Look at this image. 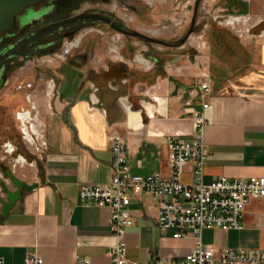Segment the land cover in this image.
Instances as JSON below:
<instances>
[{"label": "crops", "instance_id": "obj_1", "mask_svg": "<svg viewBox=\"0 0 264 264\" xmlns=\"http://www.w3.org/2000/svg\"><path fill=\"white\" fill-rule=\"evenodd\" d=\"M237 10L232 13H263L264 0H251ZM209 32L211 68L216 72L210 76L218 82L215 87L212 82L208 95L197 84L199 63L205 58L196 56L201 58L196 60L184 45L145 53V69L133 65L143 56L132 60L131 50L119 62L109 52L105 58L92 52L83 69L69 67L74 73L69 93L60 97L58 83L50 100L52 112L41 121L44 146L37 156L38 170L34 160L28 163L22 155L15 161L19 174L13 165L15 175L37 186L23 192L6 215L0 207V258L5 263L19 264L27 253H35L45 264H74L77 259L110 264L107 253L116 241L108 227L110 210L83 204L78 194L80 184L101 185L111 178L109 131L123 136L131 174L169 176L168 140L188 138L190 112L203 111L207 157L202 182L209 184L220 176L264 177V39H241L223 27ZM65 77L62 80L70 79ZM202 102L208 103L205 110ZM20 136L30 143L33 135L21 132ZM5 170L8 167L0 162V180L8 185ZM193 170V162L183 166L182 183L192 182ZM157 207L158 202L146 193L129 207L133 224L124 235L126 254L140 264L155 256L182 257L196 241L191 235L174 238L179 229L159 226ZM242 225L241 229H203L200 241L218 249L264 250V198L248 202Z\"/></svg>", "mask_w": 264, "mask_h": 264}, {"label": "built area", "instance_id": "obj_2", "mask_svg": "<svg viewBox=\"0 0 264 264\" xmlns=\"http://www.w3.org/2000/svg\"><path fill=\"white\" fill-rule=\"evenodd\" d=\"M222 26L229 27L241 39H264V12L259 14H226L216 16ZM200 38V37H199ZM194 39L192 32L187 40ZM197 52L201 47L197 44ZM170 69V68H169ZM168 69V70H169ZM197 84L203 95L211 91L212 77L204 64L198 67ZM147 96L148 91L143 90ZM98 103V101H96ZM202 110L208 108L201 103ZM191 129L188 138L172 136L167 142V162L170 175L162 176L154 172L147 176L133 175L127 164V145L117 132L107 133L108 147L112 154L111 178L105 184H80L79 199L83 204L107 207L109 232L115 243L109 247L110 264H140L126 254L124 235L133 224L129 207L133 199L143 193L158 202L156 223L165 228H177L173 237L191 235L195 238L193 248L179 258L154 257L147 264H264V250L218 249L200 241L203 229H241L244 209L251 199L264 198V177L252 176L247 179L220 176L209 184L202 182L207 154L204 150L203 131L206 120L203 111L192 110ZM21 132L25 134L23 128ZM193 162V180L189 184L181 182L182 168ZM0 264H7L0 258ZM19 264H45L35 253H27ZM74 264H88L77 259Z\"/></svg>", "mask_w": 264, "mask_h": 264}, {"label": "rangeland", "instance_id": "obj_3", "mask_svg": "<svg viewBox=\"0 0 264 264\" xmlns=\"http://www.w3.org/2000/svg\"><path fill=\"white\" fill-rule=\"evenodd\" d=\"M196 1L109 0L108 10L112 12V16L129 28L137 30L154 40H146L139 37L124 38L120 34L115 33L101 36L91 32L83 36L78 44V40L81 37L79 33L71 41L63 40L55 56L32 57L21 63L9 76V82L0 88V162H3L4 166L8 167V170H11L14 175V170L19 174L21 169L15 161H17L19 155H22L28 163L34 160V169L35 171L38 170L37 156L44 146L43 132H41L44 126L40 118L50 111L45 104L54 98L51 94L52 81L47 77L43 81L41 80L43 78V70L55 73L58 76V91L60 97H64L69 93L72 86L71 78L74 73L69 70V67L77 65L83 69L89 62V58L81 53L83 49L91 48L94 55L97 53V55L104 56L103 58L107 55L112 56L117 62L123 60V57H125L124 53L127 50H131L132 60H135L136 56L139 55L147 59L144 54L154 53L155 50L166 51L168 50L167 46H177L179 40L187 32L193 17ZM250 1H198L194 29L192 31L194 39L186 41L185 49L188 50L190 55L194 54L196 60H201V58L196 56L205 58L204 62L202 60L199 64H204L210 75H216V72L211 68V63H213L211 60L213 58L212 48L208 41L209 31L212 28L223 27L225 30L233 32L229 27L219 25L215 17L234 14L232 13L234 10L244 9L250 4ZM241 11L237 10V12ZM255 39L252 38V40ZM197 44L202 46L200 53L197 52ZM254 48L257 49V47ZM107 52L109 53L107 54ZM138 60L141 61V58ZM134 63V66L136 65L142 69H145L148 65V62L139 64L136 60ZM225 67L227 68L228 66L226 65ZM64 76H66L65 78L69 76L70 79L62 80ZM57 86L58 83L54 91H56ZM34 102L40 106L39 113H36L31 108V104ZM22 107L23 109L27 108V111H23ZM28 112L34 119L30 122L33 123V128H35V135L29 137L30 143L20 136L21 128L28 133L26 130L27 123L24 120ZM13 165H17V167L14 169ZM24 166L29 169L26 163ZM8 187L11 188L10 183Z\"/></svg>", "mask_w": 264, "mask_h": 264}, {"label": "flooded vegetation", "instance_id": "obj_4", "mask_svg": "<svg viewBox=\"0 0 264 264\" xmlns=\"http://www.w3.org/2000/svg\"><path fill=\"white\" fill-rule=\"evenodd\" d=\"M108 4L109 0H37L24 7L19 14L15 15L12 26L0 31V88L9 82V76L21 63L32 57L55 56L63 40L71 41L79 33L81 37L78 44L83 36L91 32L101 36L115 33L124 38L139 37L154 40L129 28L112 16V12L108 10ZM196 6L193 12L192 31ZM190 26L191 23L189 28ZM187 32L183 36H186L184 42H181L182 37L177 45H186L187 37L190 34ZM81 53L89 58L92 49H83ZM42 74V81L46 77L52 81L51 94L55 97L54 89L59 83L58 76L45 70ZM45 105L52 112L50 100ZM31 108L39 113L40 106L35 102L31 104ZM22 110L27 111V108L23 109L22 107ZM26 114L24 119L27 123L26 130L34 136L35 128L30 122L34 119L29 112ZM44 116L45 114L41 118L39 117L41 121ZM42 125L44 126L43 123ZM41 132H44V129Z\"/></svg>", "mask_w": 264, "mask_h": 264}, {"label": "water", "instance_id": "obj_5", "mask_svg": "<svg viewBox=\"0 0 264 264\" xmlns=\"http://www.w3.org/2000/svg\"><path fill=\"white\" fill-rule=\"evenodd\" d=\"M36 1L37 0H0V31L10 28L15 15L19 14L24 9V7ZM198 1L199 0L195 2V6L197 5ZM192 23L193 17L191 19V26L188 29L187 34L192 32ZM185 37H183L181 42H184ZM212 80L215 87L218 79L212 77ZM4 174L9 178L11 184V188H9L3 180H0L1 193L3 194V196H0V207L1 212L6 215L13 205L21 199L22 193L31 191L37 186V184H27L24 180L15 176L11 170H5Z\"/></svg>", "mask_w": 264, "mask_h": 264}, {"label": "bare ground", "instance_id": "obj_6", "mask_svg": "<svg viewBox=\"0 0 264 264\" xmlns=\"http://www.w3.org/2000/svg\"><path fill=\"white\" fill-rule=\"evenodd\" d=\"M76 45H77V44H76ZM76 45H75V46H76ZM136 60H137L138 63H141V64H143L144 62H146L145 59H143V58H141V61H139L138 58H136ZM129 110H131V109H130L129 107H127V111H129ZM21 119H22V118H21Z\"/></svg>", "mask_w": 264, "mask_h": 264}]
</instances>
